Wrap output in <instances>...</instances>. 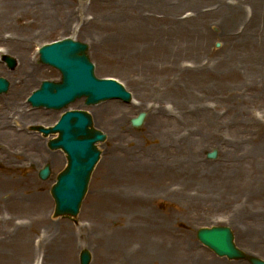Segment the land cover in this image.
Instances as JSON below:
<instances>
[{"label":"rangeland","instance_id":"obj_1","mask_svg":"<svg viewBox=\"0 0 264 264\" xmlns=\"http://www.w3.org/2000/svg\"><path fill=\"white\" fill-rule=\"evenodd\" d=\"M31 1L42 11L30 9L28 0H0V49L13 34H30L27 49L39 69L19 94V105L42 118L19 122L22 109L0 103V264L7 253L15 264H44V257L50 264V243L38 252L46 228L50 239H59L55 248H67L64 264H80L83 249L92 252L95 264L97 251L107 248L125 252L131 264H250L219 257L198 240L200 228L214 225L230 226L237 245L264 260V221L256 234L248 228L256 208L264 207V193L248 178L254 169L264 170L258 160L264 153V0ZM68 9L74 16L67 19ZM113 22H118L114 29ZM188 25L194 31L187 32ZM66 37L87 43L96 76L116 78L135 99L88 106L82 98L71 104L89 111L107 135L74 218L54 217L51 194L67 156L50 150V136L31 129L52 124L62 111L33 108L27 101L42 81L61 80L59 70L39 63V49ZM7 54L18 60L14 52ZM195 57L211 61L209 73L188 71L199 66ZM21 72L19 60L10 70L0 56V76L12 84ZM144 76L156 89L172 92L163 97L171 115H180L167 103L178 94L191 102L199 96L210 106V118L198 120L191 104L184 120L159 121L149 111L158 106L151 94L137 105ZM115 104L125 113L120 127H113L105 112ZM142 111L146 119L134 127L131 120ZM214 149L217 157L208 158ZM45 164L52 173L42 180ZM101 233L111 241L106 238L107 248L97 239ZM146 240L160 250L159 261L148 259V252L137 255Z\"/></svg>","mask_w":264,"mask_h":264},{"label":"water","instance_id":"obj_2","mask_svg":"<svg viewBox=\"0 0 264 264\" xmlns=\"http://www.w3.org/2000/svg\"><path fill=\"white\" fill-rule=\"evenodd\" d=\"M219 46V44H218ZM88 45L73 39L42 47L41 62L53 65L62 71V81H44L40 89L30 97L35 107L49 109H64L77 99L86 97V104L96 105L109 99L120 98L129 102L132 98L124 86L112 79H100L95 75V66L88 55ZM9 68L17 65L16 59L4 56ZM10 83L0 77V94L7 92ZM146 117L141 112L132 119V125L139 127ZM48 136L59 133V136L49 141L52 149L62 148L68 155V166L58 176V181L52 188L56 201V216H76L84 196L88 190L91 174L101 157L97 147L98 142L106 139V134L94 127L92 116L84 110H68L59 122L50 127H35ZM217 150L208 153L209 158H216ZM51 174L50 165L44 166L39 175L48 179ZM198 238L220 256L230 259H248L252 264H264V260L247 256L234 243V234L227 226L204 227L198 231ZM81 264H90L92 256L89 250L81 253Z\"/></svg>","mask_w":264,"mask_h":264},{"label":"bare ground","instance_id":"obj_3","mask_svg":"<svg viewBox=\"0 0 264 264\" xmlns=\"http://www.w3.org/2000/svg\"><path fill=\"white\" fill-rule=\"evenodd\" d=\"M9 1H13V3L15 4H19L20 0H9ZM29 2L27 3L30 9L33 10H40L42 11V9H37L33 2L31 0H28ZM83 11V10H82ZM51 13V12H50ZM72 16H74V12L73 10H67L66 12V16L67 19L71 18ZM118 22H113V29L115 28V26L117 27ZM185 26H183L184 28ZM189 27V28H188ZM67 28V26H66ZM182 28V29H183ZM187 32L188 31H194L189 25L187 26ZM30 34H26L25 32L22 34H13L7 41L6 43L8 44V47L4 48V49H0V56L3 55L4 53H12L14 52V54H16L19 62H20V68H21V75L23 76L22 78L19 76L17 77H13V83H10V87H9V96L5 97L2 96L0 97V103L3 102V104H14L15 106L18 105L19 109L22 110H18L19 112V117H18V121L19 122H41L42 118L39 116L37 117V115H34V117H32L33 114L35 113H31L29 114L26 109L24 107H22L21 105H19V100H18V96L19 94L23 91V87L29 82V80L31 79L30 75H36V73H38V68L35 67L34 62L32 61V59L29 56V52L27 49V45L28 42L30 40ZM2 40V38H1ZM199 60V61H198ZM195 61L199 62V66L194 68V69H188V71L193 72V73H200V72H204L206 71L207 73L210 72V63L211 61L208 59L206 62H204L203 59H200L198 57H195ZM38 69V70H37ZM28 71H30L31 73H28ZM199 76H196V79ZM152 78H148L145 81V76H144V82L139 83V87L137 88V92L140 96V98L143 101H138L137 105L138 106H143V102L144 99L151 94V96H153L158 104V106H155V104L151 107V110H149L152 113V110L154 111V113L156 115H158V119L161 122H179L180 120H184L185 118V114L183 111L189 109L190 105L192 104V106L194 107V111L195 113L198 115L196 118H198V120L202 119V118H206L209 119L210 118V106H208L206 103H203V100L199 99V96H192L193 98H195V100L188 101L187 99H185L186 97H182V95H176V98H173L174 101H167V103L169 102V108L172 109H178L180 110L179 113L180 115L176 116V115H171L170 112L168 110V107H164V98L165 97H170V94L172 92H165L162 90H158L155 87H153V85L151 84ZM167 80V78H165ZM158 96V97H157ZM164 97V98H163ZM199 99V100H198ZM133 104L135 103V99H133ZM163 103V104H162ZM172 103V104H170ZM191 106V107H192ZM177 107V108H176ZM180 108V109H179ZM173 111V110H172ZM105 112L107 114V120L108 122L114 126L120 127L122 125V122H124V117H125V113L124 110L122 108H119L116 104L112 105V106H108L105 109ZM59 117V114L56 115V119ZM202 116V118H201ZM8 117V115H3V118L6 120V118ZM32 119L31 121H29V119ZM112 127V128H113ZM256 159V157H254V160ZM258 160L259 161H264V153H260L258 154ZM248 178L250 179V184L252 186L257 187V190L261 193H264V170H259V169H254L249 175ZM214 191V190H213ZM228 201L232 200V193L228 194ZM256 210H258L257 212L253 213L251 215L252 218H254V223L253 225H248V228H251V232L252 233H258V228L263 226V223H259L260 220L264 221V207L261 208H256ZM236 216V214H232V219L230 221L233 222L234 217ZM231 217V216H230ZM101 230H103V227L100 226ZM246 228V227H244ZM246 228V229H248ZM263 229V228H262ZM46 236L43 239V241L41 242L40 246H39V254H42V250L44 249V245H47L48 243H50V249H53L54 252L51 253V251L48 253V255H46V258L50 260V264H64L67 262V258H68V254L66 253L67 248H65V250L62 252L60 248H55L52 244L56 241H58V238H53L50 239V237H48L50 235V230L49 228H46L45 231ZM106 236V235H105ZM103 233L98 234V241L100 243H102L101 247H105L107 248V243H106V238ZM67 238L69 239V241L72 240V236L68 235ZM107 240L109 241V243L111 242L110 239L107 238ZM105 245V246H104ZM48 246V245H47ZM242 246V245H241ZM246 251H248V253H252L253 251L251 249H247L244 246H242ZM241 247V248H242ZM242 248V249H243ZM109 249H100L97 251L96 255H97V260L95 262V264H131V261H128V259L125 256V252L120 251L119 249H117V251L115 252V254L110 253L108 251ZM255 250L257 252L261 251L262 248L260 246H255ZM26 251V249L24 250V252ZM56 251V252H55ZM23 251L21 252L24 253ZM119 255H118V253ZM149 255H146V257L148 259H151L152 257H154L155 261H159L161 258V253L160 250L155 249L154 245L151 244V241H147L144 244V246H142V248H140V250H138V254H142V253H147ZM27 253V252H26ZM262 253V252H259ZM9 253L5 254V256L3 257L2 262H4V264H15L13 261H10L9 258H11L10 256H8ZM26 256H28V254H25ZM24 255V256H25ZM16 257V255H14V258ZM131 257V256H130ZM44 264L45 263V257H44ZM24 264H27V260L25 261ZM70 264V263H67Z\"/></svg>","mask_w":264,"mask_h":264}]
</instances>
